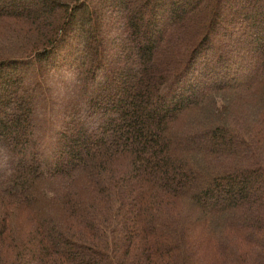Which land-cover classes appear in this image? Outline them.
Masks as SVG:
<instances>
[{
    "label": "trees",
    "instance_id": "16d2710c",
    "mask_svg": "<svg viewBox=\"0 0 264 264\" xmlns=\"http://www.w3.org/2000/svg\"><path fill=\"white\" fill-rule=\"evenodd\" d=\"M127 1L0 0V264H264L260 0Z\"/></svg>",
    "mask_w": 264,
    "mask_h": 264
},
{
    "label": "rangeland",
    "instance_id": "374dc122",
    "mask_svg": "<svg viewBox=\"0 0 264 264\" xmlns=\"http://www.w3.org/2000/svg\"><path fill=\"white\" fill-rule=\"evenodd\" d=\"M21 2H19V1H17V0H7V4L9 5H27V4H30V3H33V1L34 0H20ZM172 1V0H171ZM173 1H175V2H178V0H173ZM181 1H183V2H185L186 4H185V6H183L182 8H181V10L179 9L178 11H177V14L179 15V17L178 18H176V20L174 19L173 20V18L171 19V21H170V23L172 22H174V24H179V22L182 24V25H186V26H190V25H192V22H196V18L197 17H199V13L201 12H199V10H200V7L198 6L197 7V9H196V6H194L193 5V3L195 2V0H180L179 1V3H181ZM98 0H89V3H90V7L91 8H93V7H97L98 6ZM183 2H182V4H183ZM260 4H259V6H261V8L263 9L264 8V0H260ZM9 5V6H10ZM127 5L129 6L128 8V10L129 11H131L130 9H132L133 10V7L132 6H134L135 5V0H128L127 1ZM132 5V6H131ZM176 5V4H175ZM194 7H193V6ZM225 5V4H224ZM224 5H223V7H224ZM131 6V7H130ZM172 7H174L175 8V6H174V4H173V6ZM233 8H234V6H232ZM194 8V9H193ZM104 11V10H103ZM184 11V12H183ZM234 11V10H233ZM233 11L232 12H230V11H225V10H223L222 11V13H223V15H232L233 14ZM106 12V11H105ZM107 13V12H106ZM106 13H103V16H105L106 15ZM258 17H261L260 16V14H257L256 15V19H258ZM181 19V20H180ZM226 19H228L227 17H226ZM179 20V21H178ZM169 21V20H168ZM257 21V20H256ZM232 22V24H233V26L231 27V29H229L228 31L229 32H232L233 34H232V38H234V36H236V35H238L239 34V32H240V30H241V27L242 28H245L244 26H245V22H242V26L240 25V22L239 21H237L236 19H233V21H231ZM169 24V23H168ZM261 26H262V28L264 29V23L263 24H261ZM248 29H246V30H248V32H249V30H250V27H247ZM232 30V31H231ZM228 31H227V33H228ZM140 34H142V31L141 32H139L138 33V39H140ZM202 36H203V34H200V36H199V38H202ZM216 39L218 40V41H223V37L222 38H219V37H217V35H216ZM225 40H227L228 42H229V40H231L232 41V39L230 38V39H227V37L225 38ZM197 42H198V40L195 42V45H197ZM137 43H139V41H136V45H137ZM230 43V42H229ZM221 44H222V46L223 47H225L224 46V44L221 42ZM225 53L228 55V56H230L231 55V53H229V50L227 49V47H225ZM206 56H208V57H211V58H213V55H211L210 53H208V54H204L202 57H201V59L199 60V61H197L198 63H200V61L202 60V62L204 61V59L206 58ZM229 58V57H228ZM234 59H235V61H234ZM232 61H233V63H230L228 66H229V72H231V73H233V74H236V70H235V68H240L241 66H239V64H238V62H237V59L234 57L233 59H232ZM221 67H222V65H221ZM216 70H218V69H216ZM194 72V70H190L189 71V73L190 72ZM222 72V71H221ZM220 71L219 72H216V73H218V74H220L221 73ZM259 73V69L256 71V73ZM238 75V74H237ZM238 76H240V75H238ZM255 76V75H254ZM246 81H244V82H235L234 84H244ZM228 84V83H227ZM60 92H63V90H60ZM75 90H73V95L75 94ZM199 93H201V92H199ZM80 107H83V105H82V103L80 104V106H79V108ZM38 113H40V119H41V123H40V126H39V134L40 133H43L45 136H44V141L48 138V134L50 133V129H52V131L54 132L55 130H57V129H55V128H57V124L56 123H54V121H57V119H58V117H60L59 116V112L57 111V109H56V107H54V109H53V111L51 110V108H50V106H49V102L48 101H43L42 103H41V105L39 106V110H38ZM80 113V112H79ZM94 119H96L95 117H89L88 119H87V122L89 123V126L90 125H92V124H94ZM50 124H51V126L53 127V128H51V127H49L50 126ZM47 125H49V126H47ZM11 160V157L9 156V161ZM7 161H8V158L6 157V155H5V153L2 151V149L0 148V166L1 167H6V163H7ZM216 196H220V192H218L217 194H216Z\"/></svg>",
    "mask_w": 264,
    "mask_h": 264
}]
</instances>
